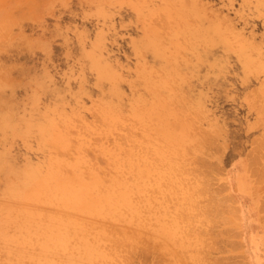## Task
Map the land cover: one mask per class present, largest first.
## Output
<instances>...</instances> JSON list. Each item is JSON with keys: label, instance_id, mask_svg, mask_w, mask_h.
I'll return each mask as SVG.
<instances>
[{"label": "rangeland", "instance_id": "rangeland-1", "mask_svg": "<svg viewBox=\"0 0 264 264\" xmlns=\"http://www.w3.org/2000/svg\"><path fill=\"white\" fill-rule=\"evenodd\" d=\"M0 264H264V0H0Z\"/></svg>", "mask_w": 264, "mask_h": 264}, {"label": "bare ground", "instance_id": "bare-ground-1", "mask_svg": "<svg viewBox=\"0 0 264 264\" xmlns=\"http://www.w3.org/2000/svg\"><path fill=\"white\" fill-rule=\"evenodd\" d=\"M209 138V137H208ZM211 140V139H210ZM257 147V146H256ZM258 148V147H257ZM254 149H256V148H254ZM262 154H263V152H262ZM256 154H254V156H255ZM257 156V155H256ZM255 156V157H256ZM259 157V156H258ZM251 159V158H250ZM258 159V158H257ZM254 160V159H253ZM256 160V159H255ZM262 160V159H261ZM260 161V160H259ZM252 162V161H251ZM251 164V163H250ZM252 164H254L253 162H252ZM251 164V165H252ZM204 165V164H203ZM206 166V165H205ZM204 166V167H205ZM202 167V166H201ZM252 169V168H251ZM255 169V168H254ZM216 170H217V168H216ZM198 171V170H197ZM203 173H204V171H202ZM202 172H200L201 173V175H202V177H203V173ZM196 173H198V177H199V175H200V173L199 172H196ZM210 174V173H209ZM216 178H217V176H215ZM204 178H206L205 176H204ZM173 179V178H172ZM172 179H170L171 181H172ZM218 179V178H217ZM206 180H208L207 178L206 179H204V181H206ZM174 181V180H173ZM203 181V180H202ZM202 181H200L201 183H202ZM203 181V184H204V186H203V188H201V189H199V188H197L196 186H198V182H199V179H197V178H194V181H193V184L191 185V188L190 189H192V192H193V202H192V205L191 204H189V205H191V207L193 206V207H195V208H192V209H194V212H193V214H191L190 215V217H194V218H197L196 220L197 221H199V219H201L200 221H203V223H202V225H201V228L199 227V228H193V234H194V237L198 240L199 239V237H200V235L202 236V233L204 234L205 233V235L207 234V235H209V234H211L212 235V233H213V231H215V230H212V229H214L215 227H216V224L214 223V221H215V219L218 217L219 218V215L221 216V214H223L224 212H225V210L227 209V211L229 212V213H231L232 215V218H231V220H234L235 218H236V216H237V214H236V212H237V208H236V205H235V203H234V201H233V205L232 204H230V203H232V202H230V203H226V202H228V201H230V197H228V194L226 195V196H224L223 195V197H221L222 199V201L223 200H225V202H221V201H218L217 199H216V197L214 196L215 195V193H214V195H213V193H210V183H209V181H206V182H204ZM182 182V181H181ZM186 183V182H185ZM182 184V183H181ZM29 189V188H28ZM205 190V191H209V196L208 197H206L207 198V200H206V202L204 203L203 202V200H202V198L206 195V194H204V191L203 190ZM222 190V189H221ZM189 191V190H188ZM219 191V190H218ZM85 195V194H84ZM219 195V198H220V194H218ZM198 196V197H197ZM222 196V195H221ZM218 197V196H217ZM218 198V199H219ZM199 199V200H198ZM220 200V199H219ZM218 201V202H217ZM231 201H232V199H231ZM222 203H225L224 205L225 206H223V204ZM194 204V205H193ZM201 204V205H200ZM188 205V206H189ZM235 205V206H234ZM221 206H222V208H221ZM226 208V209H225ZM191 209V210H192ZM229 209V210H228ZM185 214H187V215H185V217H186V219L188 218L187 216H189L188 215V213H185ZM223 216L224 215H222V218H223ZM227 218H228V216H227ZM224 219V218H223ZM230 219V218H229ZM217 220V219H216ZM220 219H218L217 221H219ZM224 221H225V219H224ZM220 222H222V220H220ZM226 222H228V221H226ZM217 223V222H216ZM213 224H215V226L213 225ZM219 224H217V226H218ZM214 226V228H212ZM210 227V228H209ZM212 230V232H210ZM218 230H216V232H217ZM219 233H222V232H218L217 233V235L219 234ZM214 234V233H213ZM204 235V236H205ZM206 235V236H207ZM210 235V236H211ZM216 235V234H215ZM223 235V233L221 234V236ZM204 236H202V237H204ZM218 236H220V234L218 235ZM220 236V237H221ZM208 237V236H207ZM206 237V238H207ZM215 237H217V236H215ZM219 237H217V239H218ZM200 239H201V237H200ZM207 239H208V241L210 242V243H208V241H207ZM206 239V243H208V244H216V240H215V238L213 237H208ZM210 239V240H209ZM221 239V238H220ZM188 240V239H187ZM214 240H215V242H214ZM227 241V240H226ZM195 242H196V240H195ZM217 242H218V240H217ZM201 243H204L203 241L201 242ZM220 243V242H219ZM226 243V242H225ZM236 243V242H235ZM191 244V243H190ZM193 244V243H192ZM208 244H206V245H208ZM221 245H222V243H220ZM227 244H228V242H227ZM230 244V243H229ZM202 246V245H201ZM200 245H199V248H201L202 250L201 251H204V249L201 247ZM195 247H197L196 245H195ZM223 250H225V248L223 249Z\"/></svg>", "mask_w": 264, "mask_h": 264}]
</instances>
